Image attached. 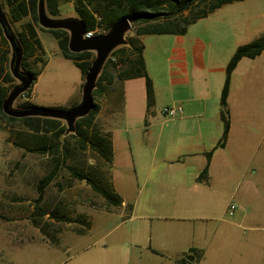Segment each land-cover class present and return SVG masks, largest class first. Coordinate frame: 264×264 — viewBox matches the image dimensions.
Listing matches in <instances>:
<instances>
[{"label":"rangeland","instance_id":"obj_1","mask_svg":"<svg viewBox=\"0 0 264 264\" xmlns=\"http://www.w3.org/2000/svg\"><path fill=\"white\" fill-rule=\"evenodd\" d=\"M3 2L11 18L10 8ZM58 3V16L78 14L75 0ZM88 6L100 20V33L107 31L102 14L109 6L106 0ZM31 19L28 15L12 23L18 32ZM131 24L127 38L137 28ZM36 28L43 48L27 62L37 76L15 105L70 108L82 100L85 75L75 60L63 54L51 31L39 25ZM263 34L264 0L224 3L189 24L184 33L142 34L158 118L148 115L144 76L127 80L122 89L111 84L97 94L94 99L100 109L93 130L111 132V164L89 144H82L83 137L93 135L86 126L81 127V133H65L67 122L61 119L55 130L36 131L22 120L8 122L0 115V264H110V257L116 258V264H177L176 248H160V242L175 244L192 237L205 242L204 233L197 231L203 227L211 233L217 225L225 234L207 237L204 260L197 258L189 264H264V183L248 172L247 180L236 177L227 185L217 184L223 195L220 211L205 212L214 218L182 217L195 207L182 210L176 204L173 191L187 188L178 186L165 168L173 154L162 141L161 124L169 118L162 110L172 103L174 76L182 74L180 51L193 48L202 55L208 53L211 65L226 67L239 44ZM6 47H0V52ZM5 66V71L10 69L9 60ZM105 70L115 72L111 61ZM5 71L0 84L11 88L18 80L4 82ZM225 106L221 104L222 110ZM61 127L64 129L57 135ZM41 144L47 145L46 152L31 150ZM73 169L91 175L104 187L113 186L127 202L110 203L87 180L76 177ZM53 170L57 173L38 201L37 185ZM231 204L235 206L232 210ZM90 212L93 226L88 231L89 217L83 214ZM102 212L113 213L104 218ZM222 218L239 219L242 226L227 227ZM192 228L196 229L193 234ZM212 239L222 241L224 248L215 249Z\"/></svg>","mask_w":264,"mask_h":264},{"label":"crops","instance_id":"obj_2","mask_svg":"<svg viewBox=\"0 0 264 264\" xmlns=\"http://www.w3.org/2000/svg\"><path fill=\"white\" fill-rule=\"evenodd\" d=\"M208 58V53L202 55L193 48L180 51L178 64L182 67V74L174 76V97L171 104L181 105L182 112L175 117H169L170 120H161L164 137L162 141L173 154L165 168L171 171L178 186L187 188L186 191L180 188L173 191L174 199L182 210L190 205L195 207H191L193 212L189 215L182 216L185 218H214L205 212L212 214L220 211L223 195L216 189L217 184L227 185L236 177L247 180L248 172L254 173L258 182L264 183V49L254 57L243 56L231 72L225 106L229 115V130L223 146L216 144L223 131L220 96L225 67L211 65ZM127 80L129 79L116 78L113 84L122 89L121 85ZM147 112L148 115L154 114V118H158L154 105L147 108ZM207 152L211 153L209 160ZM207 161L208 180L198 181L196 177ZM126 202L123 198L122 204ZM102 213L104 218H108L113 212ZM229 214L232 212L229 211ZM87 216L89 231L93 226L92 213L83 214V217ZM222 220L227 227L232 225L239 229L242 226L239 219ZM219 227L221 226H215L211 233L203 231V227L197 232L204 233L206 240L207 237L221 238L225 233H220ZM191 230L192 234L196 232L195 228ZM206 240L204 242L193 237L183 238L175 244L163 240L159 246L168 250L171 247L176 248L174 250L177 260L194 252L192 259L186 258L185 264H189L197 258L199 261L204 260L207 253ZM212 245L217 250L224 248L222 241L214 240ZM110 258V264H116V258Z\"/></svg>","mask_w":264,"mask_h":264},{"label":"trees","instance_id":"obj_3","mask_svg":"<svg viewBox=\"0 0 264 264\" xmlns=\"http://www.w3.org/2000/svg\"><path fill=\"white\" fill-rule=\"evenodd\" d=\"M95 1L104 0H75V9L80 15L81 19L86 23L87 31L96 29L100 23L95 11L91 9L88 4ZM233 0H106L109 4L106 10L102 12L104 22H106V29L108 30L118 20L123 17H129L131 22L137 28L135 34L128 36V42L113 50L111 56L107 59L104 67L111 61L115 66V72H107L103 67L102 72L99 75L97 86L94 90V98L97 94L103 92L105 88L113 84L117 79L125 80L144 76L146 78V89H147V101L148 109L155 103V92L153 82L147 73L145 57L143 54L144 44L141 41V35L145 33H184L187 26L197 19L206 16L215 8L220 5L230 2ZM4 3V2H3ZM5 3L10 8V20L18 21L25 16L30 15L31 20L27 21L22 30L18 31V35L24 46V59L22 66L32 76L33 81L37 76V71L29 66L27 59L33 56L38 48L42 49V41L36 28L37 25L43 30H49L58 39L59 46L66 57L75 60L76 64L82 69L84 75H86L92 61L95 57V52L92 50H84L80 52H74L69 48V37L70 33L65 28H45L39 24L38 21V0H5ZM48 8L51 14L58 15L59 3L58 0H47ZM113 6V7H112ZM112 7V8H111ZM7 45V47L0 52V75L5 71V64L10 59L11 46L8 39L5 37L3 29L0 25V47ZM264 49V34L263 36L254 39L252 41L239 44L230 59L228 60L225 67V78L221 89L220 101L221 104H226V96L229 90L230 76L234 67L238 61L243 57H254ZM15 77L12 75L10 69H6L4 75V82L8 83L14 80ZM11 88L0 84V115L7 119L8 122L12 120H22L24 125L30 129L40 131H51L55 130L61 119L43 116H24L15 117L7 115L2 108L4 99L9 93ZM30 89V88H29ZM28 89V90H29ZM27 90V91H28ZM33 105L31 103L22 104V106ZM100 105L95 101L94 108L86 116L78 118L76 122V131L81 133V127L86 126L87 132L93 130L95 121V115L99 112ZM221 119L223 122V131L217 142V146H223L227 139L229 130V115L227 110L221 111ZM64 127H61L57 131V135L62 132ZM92 136L82 138V144H89L94 148L108 163L111 164L113 157V145L111 132L102 133L98 129H94L91 132ZM47 145L41 144L36 147H32L31 150L46 152ZM210 152H207L208 160L210 158ZM57 171L53 170L49 174L42 177L37 185L38 196L37 200H41L44 195L46 186L55 177ZM72 173L81 179L87 180L92 187L100 192L110 203L114 205H121L123 203L122 196L109 187H104L91 175L84 174L75 169ZM198 181L208 180V161L202 170L197 175ZM187 259L183 256L177 264H185Z\"/></svg>","mask_w":264,"mask_h":264},{"label":"water","instance_id":"obj_4","mask_svg":"<svg viewBox=\"0 0 264 264\" xmlns=\"http://www.w3.org/2000/svg\"><path fill=\"white\" fill-rule=\"evenodd\" d=\"M37 12L38 21L41 26L53 29L65 28L69 31L70 50L74 52L92 50L95 52L92 64L85 75L82 100L70 108L15 105L17 98L31 87L33 78L22 66L24 46L4 7L3 0H0V25L11 46L9 67L12 75L18 80L9 90L8 95L3 101L2 108L7 115L15 117L34 115L63 119L67 122L65 133L74 132L78 118L86 116L94 108V90L107 59L114 49L128 42L126 33L131 28V19L127 16L123 17L107 31L87 37L86 23L81 19L79 14L73 17L51 14L47 8V0H38ZM192 257L191 255H186L187 259H192Z\"/></svg>","mask_w":264,"mask_h":264},{"label":"built area","instance_id":"obj_5","mask_svg":"<svg viewBox=\"0 0 264 264\" xmlns=\"http://www.w3.org/2000/svg\"><path fill=\"white\" fill-rule=\"evenodd\" d=\"M97 34H100L99 27L93 30H88L86 32L87 37H91ZM162 111L167 117L172 118V117L179 115L182 112V106L179 104H171V105L165 106ZM229 207H230V210H232L235 206L234 204H231Z\"/></svg>","mask_w":264,"mask_h":264}]
</instances>
